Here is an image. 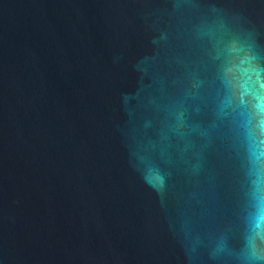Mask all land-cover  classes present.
<instances>
[{"label": "water", "instance_id": "1", "mask_svg": "<svg viewBox=\"0 0 264 264\" xmlns=\"http://www.w3.org/2000/svg\"><path fill=\"white\" fill-rule=\"evenodd\" d=\"M0 264H264V0H0Z\"/></svg>", "mask_w": 264, "mask_h": 264}]
</instances>
